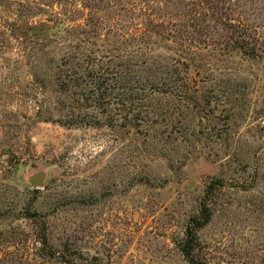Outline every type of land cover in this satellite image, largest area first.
I'll return each mask as SVG.
<instances>
[{
  "label": "rangeland",
  "instance_id": "rangeland-1",
  "mask_svg": "<svg viewBox=\"0 0 264 264\" xmlns=\"http://www.w3.org/2000/svg\"><path fill=\"white\" fill-rule=\"evenodd\" d=\"M0 19L20 30L0 43V264H190L202 203L200 261L264 264V0H0ZM112 28L129 36L112 56L181 78L73 104L57 66L87 35L111 66ZM45 166V189L22 181Z\"/></svg>",
  "mask_w": 264,
  "mask_h": 264
},
{
  "label": "trees",
  "instance_id": "trees-1",
  "mask_svg": "<svg viewBox=\"0 0 264 264\" xmlns=\"http://www.w3.org/2000/svg\"><path fill=\"white\" fill-rule=\"evenodd\" d=\"M96 12L97 11L93 10V14H96ZM0 21H2V19H0ZM102 24H104V21L97 23V26H95V24L94 29L99 31L101 29L99 26ZM0 25L1 27H5V30L1 33L2 37L0 43L2 47L6 48L5 44H9V42L6 41V33L11 32L13 34L17 30H19V28L16 23L10 24L8 21L6 22V25H2L1 23ZM29 29H31V27ZM118 29H108V44L112 51H108L107 53H105L104 57L109 59L108 64H110L111 66H107L105 68L104 60L92 58L95 54L96 49H88L90 46H97L95 45L97 41H93L94 38L89 37L88 35L84 39L77 37L76 43H73V45L70 44V51L68 55L62 57V63L57 66L58 71L56 80L57 82L61 83L60 86L62 90L60 91V93L68 95L73 104L81 101L82 99L90 101L88 96L89 94L86 95V98H84L85 95L81 94V92L79 91V87L88 84L89 86H91V89L87 91L90 94L97 96L96 99L98 102H105L108 95H110L108 94L110 91L114 92L117 86H128V83L136 77H138V79L143 82L142 85L150 86L152 88L151 90L153 91L162 88L161 86L164 85L170 86L175 83V81H173L174 79L181 78V76H179V72H181L180 67L166 64L161 60V58L152 57L150 61H147L148 59H142L141 61L140 56H138L139 61H135V59H129L126 62H121L118 59V56H120L119 54H114L112 56L111 53L114 50L120 49L118 48L119 46L127 45L129 41V36L125 37L120 33L121 31H119ZM70 31L74 32L75 30ZM87 32L88 31H86L85 33ZM89 32L95 34L94 32H92V30ZM244 43L250 45V42L246 39H244L241 43L237 42L236 44H241V46L239 47L245 49ZM245 51L249 56L260 57L259 52L254 46H252L249 51L248 49H245ZM85 54H89L88 57L91 58H86L84 64H86V68L90 67L91 69L87 74V79L89 80L82 83V81H84L85 79L80 74L81 64L80 60L77 61V56L81 57ZM97 64L101 66L99 70H96L97 67L95 68ZM136 66L142 72V75H137V72L134 70ZM163 74H165V77H163ZM103 89L104 91L102 92ZM72 109L74 110L76 108ZM211 218L212 213L210 209L208 208L206 203H202L200 216L192 219L188 225L186 240L183 244L182 251L185 258L190 264H205L195 256L196 251L200 246V240L197 235V230L206 226L211 221Z\"/></svg>",
  "mask_w": 264,
  "mask_h": 264
},
{
  "label": "water",
  "instance_id": "water-1",
  "mask_svg": "<svg viewBox=\"0 0 264 264\" xmlns=\"http://www.w3.org/2000/svg\"><path fill=\"white\" fill-rule=\"evenodd\" d=\"M50 171L51 167L45 166L44 168L35 172H25L23 174L22 181L32 189H45L50 177Z\"/></svg>",
  "mask_w": 264,
  "mask_h": 264
}]
</instances>
